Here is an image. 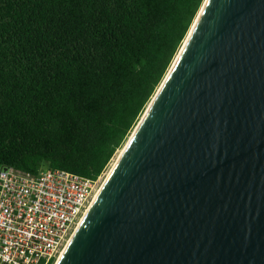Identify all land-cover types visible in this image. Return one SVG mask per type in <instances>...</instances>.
<instances>
[{
    "label": "water",
    "instance_id": "1",
    "mask_svg": "<svg viewBox=\"0 0 264 264\" xmlns=\"http://www.w3.org/2000/svg\"><path fill=\"white\" fill-rule=\"evenodd\" d=\"M55 264H264V0H204Z\"/></svg>",
    "mask_w": 264,
    "mask_h": 264
},
{
    "label": "trees",
    "instance_id": "2",
    "mask_svg": "<svg viewBox=\"0 0 264 264\" xmlns=\"http://www.w3.org/2000/svg\"><path fill=\"white\" fill-rule=\"evenodd\" d=\"M203 1L0 0V167L96 178Z\"/></svg>",
    "mask_w": 264,
    "mask_h": 264
},
{
    "label": "built area",
    "instance_id": "3",
    "mask_svg": "<svg viewBox=\"0 0 264 264\" xmlns=\"http://www.w3.org/2000/svg\"><path fill=\"white\" fill-rule=\"evenodd\" d=\"M0 167V264H48L68 243L107 176Z\"/></svg>",
    "mask_w": 264,
    "mask_h": 264
},
{
    "label": "rangeland",
    "instance_id": "4",
    "mask_svg": "<svg viewBox=\"0 0 264 264\" xmlns=\"http://www.w3.org/2000/svg\"><path fill=\"white\" fill-rule=\"evenodd\" d=\"M181 45H182V44H181ZM180 47H181V46H180ZM179 49H180V48H179ZM178 51H179V50H178ZM177 53H178V52H177ZM177 53H176V54H177ZM175 56H176V55H175ZM174 58H175V57H174ZM173 60H174V59H173ZM173 60H172V62H173ZM172 62H171V64H172ZM171 64H170V66H171ZM170 66H169V68H170ZM169 68H168V69H169ZM167 71H168V70H167ZM167 71H166V73H167ZM152 97H153V96H152ZM149 102H150V101H149ZM148 104H149V103H148ZM147 106H148V105H147ZM147 106H146V107H147ZM145 109H146V108H145ZM144 111H145V110H144ZM144 111H143V112H144ZM142 114H143V113H142ZM141 116H142V115H141ZM141 116H140V118H141ZM140 118H139V120H140ZM139 120H138V121H139ZM138 121H137V123H138ZM137 123H136V124H137ZM135 126H136V125H135ZM133 129H134V128H133ZM132 131H133V130H132ZM131 133H132V132H131ZM129 136H130V135H129ZM128 138H129V137H128ZM128 138H127V140H128ZM127 140H126V141H127ZM126 141L124 142V144L126 143ZM124 144H123V146H124ZM123 146L117 150V152H116L114 158H113V159L111 160V162L108 164V166H107V168H106V172H107V173L110 171V169H111L113 163L115 162L116 158L118 157V155H119L120 151L122 150ZM56 260H57V259H55V261L53 262V264L56 262Z\"/></svg>",
    "mask_w": 264,
    "mask_h": 264
},
{
    "label": "bare ground",
    "instance_id": "5",
    "mask_svg": "<svg viewBox=\"0 0 264 264\" xmlns=\"http://www.w3.org/2000/svg\"><path fill=\"white\" fill-rule=\"evenodd\" d=\"M94 197H95V196H94ZM93 199H94V198H93ZM92 201H93V200H92ZM80 221H81V220H80ZM79 223H80V222H79ZM79 223H78V224H79ZM66 245H67V244H66ZM65 247H66V246H65ZM65 247H64V248H65ZM63 250H64V249H63ZM63 250L61 251V253L59 254V256H58V257H56V259H57V260H56V262L58 261L59 257L61 256V254H62ZM56 262H55V263H56ZM55 263H54V264H55Z\"/></svg>",
    "mask_w": 264,
    "mask_h": 264
}]
</instances>
